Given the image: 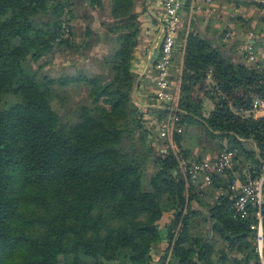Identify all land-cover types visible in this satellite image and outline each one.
I'll list each match as a JSON object with an SVG mask.
<instances>
[{
  "label": "trees",
  "instance_id": "trees-1",
  "mask_svg": "<svg viewBox=\"0 0 264 264\" xmlns=\"http://www.w3.org/2000/svg\"><path fill=\"white\" fill-rule=\"evenodd\" d=\"M137 1L0 0V264H154L160 242L164 264L254 257L253 209L235 215L229 186L255 177L264 161V118L238 111L248 96L264 98V69L256 67L264 59L255 53L256 64H248L235 47L241 34L220 40L226 27L210 34L189 17L179 29L170 67L176 123L199 127L200 146L236 151L235 164L211 172L202 190L179 170L178 161L188 160L182 133L172 134L177 151L162 136L165 149L152 147L160 139L146 119L165 120L167 108L153 100L142 113L132 101ZM75 4L106 9L100 33L85 26L76 34L69 24ZM189 4L182 0L181 17ZM246 30L252 45L264 42L260 26ZM90 36L108 44L98 73L43 71L58 50L77 52ZM80 86L86 94L74 101ZM196 86L213 104L207 116L191 100ZM262 216L264 233V209Z\"/></svg>",
  "mask_w": 264,
  "mask_h": 264
},
{
  "label": "built area",
  "instance_id": "built-area-1",
  "mask_svg": "<svg viewBox=\"0 0 264 264\" xmlns=\"http://www.w3.org/2000/svg\"><path fill=\"white\" fill-rule=\"evenodd\" d=\"M254 2L264 5V0H254ZM182 0H162L163 18L162 29L156 37L157 42L153 50V57L150 62L152 70L153 92L152 97L155 100V107L167 108L165 120H160L166 138L171 146L172 134L180 133L182 128L177 125V116L175 111L177 94L170 90V65L173 58V47L179 34L181 20ZM248 33V34H247ZM245 39H252L251 34L247 32ZM228 33L224 34L227 37ZM237 52L248 64H256L255 52L248 41H241L236 46ZM256 67L264 69V61H259ZM248 107L238 109L243 114L252 118H264V98L247 97ZM177 151V149H176ZM235 149L231 146L218 152L213 160H179L178 167L186 181H195L200 178L208 181L210 173L220 172L232 166L235 157ZM229 189L235 191L232 196L231 209L239 217L246 215L248 206L253 209L254 222L249 226L253 233V258H250L247 264H264V233L262 229V211L264 209V161L258 168V174L253 178H247L244 182H231Z\"/></svg>",
  "mask_w": 264,
  "mask_h": 264
},
{
  "label": "crops",
  "instance_id": "crops-1",
  "mask_svg": "<svg viewBox=\"0 0 264 264\" xmlns=\"http://www.w3.org/2000/svg\"><path fill=\"white\" fill-rule=\"evenodd\" d=\"M247 1H252V4L247 6H234L230 0H190L187 17H181L182 23L180 28L182 29V27H187L188 18L190 17L195 20L198 27L207 28V32L210 34L216 33L217 31L226 27L224 34L228 33V36L224 37L223 34V36L220 38V40L224 43L234 42V36L237 34H241L240 41H243L242 38L245 37V32H248V30H246L247 26H259L255 22L254 13L258 12L257 14L262 15V18H264V5L262 8L259 4H255L254 0ZM135 11L137 13V20L139 22V32L138 41L133 48L132 59L130 62V71L135 80L132 91V101L137 107H139L142 113H146V109L153 106V72L150 69V62L152 60L153 50L155 49L157 42L156 37L162 29V0H138L135 6ZM236 16L242 17L246 21H243L240 25L238 24L236 26ZM261 20L263 21V19ZM262 25L263 26L261 28L264 30V24ZM249 40H252V43L249 42L252 45L254 39L252 38ZM252 47L257 57H263L264 59V42L259 40L256 42V44L252 45ZM175 75V71L171 69L170 79H172ZM169 85L170 90L172 92H176L177 86L173 83V81L171 82L170 80ZM191 100L199 104V111L203 116H207V114L213 108V104L205 98L199 86L194 87L192 90ZM180 133H182V136L179 143L182 149L188 150V160H195L196 158L198 160H211L214 158L216 152H214V150L212 151L206 147L200 146L196 140L200 133L199 127L188 124L182 128ZM156 134L160 139V134ZM223 143L224 140H222V144ZM176 146L177 145L174 147L177 149ZM203 177L204 174L202 173L200 178H198L202 183V190H204L205 186L209 183V180L206 181L203 179ZM235 181L237 180H234L233 182ZM166 220L167 215L163 214L162 222H166ZM164 249L165 244L160 242L152 252V260L154 264H164V262H162Z\"/></svg>",
  "mask_w": 264,
  "mask_h": 264
},
{
  "label": "rangeland",
  "instance_id": "rangeland-1",
  "mask_svg": "<svg viewBox=\"0 0 264 264\" xmlns=\"http://www.w3.org/2000/svg\"><path fill=\"white\" fill-rule=\"evenodd\" d=\"M81 0H78L80 2ZM106 2V0H104ZM255 4H259L261 7L263 6L261 3L255 2ZM75 9L74 12V18L70 21V25L72 26L73 30L76 31L77 35L81 32H83V27L87 26L90 29L93 30H99L98 33H100L103 29L100 28L99 23L101 21L108 20V16H106V9H94L91 10L88 8L87 5H84L83 8L81 9L75 4ZM263 8V7H262ZM254 12V11H253ZM258 13V12H257ZM257 13H254V19L257 25L262 27L264 24L263 21L261 20L262 15H259ZM261 17V18H259ZM240 25L241 22H236V26ZM234 25V23H233ZM247 33V32H246ZM248 34V33H247ZM251 37H253V34L250 33ZM76 40L80 37L76 36ZM88 46L86 48H80L77 50V52L73 51H62L58 50L50 59L48 63H45L43 65V71L46 73L52 75V76H57L61 73H71L76 70L81 69L82 71L86 72L87 74H94L99 72V68L97 65L96 59H99L107 50L108 44H105L102 40L96 39L92 36L88 37ZM44 59H41L38 63H43ZM35 67V65H34ZM86 94L85 90L83 87H79L77 92L73 94V100L77 101L81 97H84ZM58 109V107H57ZM147 125H150V123L153 124V127H151L152 133H158L160 136L165 137L166 134L164 133L163 128H161V122L154 120L152 118L146 119ZM151 124V125H152ZM163 138H160L159 141H153L152 147L155 151L161 149H165V142H163ZM204 145L207 146H214L212 143H204ZM173 151H176V148L174 146H171ZM229 147V146H227ZM226 146L223 147L221 150L224 148H227ZM221 150H214L216 154L220 152ZM235 164V160L232 165Z\"/></svg>",
  "mask_w": 264,
  "mask_h": 264
},
{
  "label": "water",
  "instance_id": "water-1",
  "mask_svg": "<svg viewBox=\"0 0 264 264\" xmlns=\"http://www.w3.org/2000/svg\"><path fill=\"white\" fill-rule=\"evenodd\" d=\"M242 40H243V41H248V42L252 43V40H247V39H245V38H242Z\"/></svg>",
  "mask_w": 264,
  "mask_h": 264
}]
</instances>
